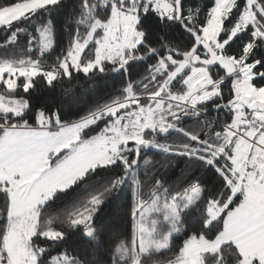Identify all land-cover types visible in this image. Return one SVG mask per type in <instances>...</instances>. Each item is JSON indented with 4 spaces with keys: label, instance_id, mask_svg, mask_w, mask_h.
I'll use <instances>...</instances> for the list:
<instances>
[{
    "label": "snow or ice",
    "instance_id": "6c2138e0",
    "mask_svg": "<svg viewBox=\"0 0 264 264\" xmlns=\"http://www.w3.org/2000/svg\"><path fill=\"white\" fill-rule=\"evenodd\" d=\"M60 2H0V26L11 29L0 46L27 34L28 52L38 53L36 59L0 62V86L6 89L0 93V194L6 199L0 264H85L67 248L52 255L66 233L51 219L41 227V209L90 171L117 164L121 174L65 221L97 242L94 215L130 178L132 244H117L111 264H144V257L170 251L172 236L186 227L182 213L197 204L203 205L202 230L188 235L167 264H229L225 251L234 264H264V0H210L203 9L186 7L184 0H79V14L66 20L76 26L68 47L45 68L41 58L55 44L52 20L46 18L35 34L19 22ZM142 17H154L160 30L143 25ZM171 25L183 30V45L165 35ZM234 40L241 43L230 50ZM137 61H147L145 75L132 81L129 66ZM107 72L126 78L120 94L75 120L64 119L60 107L39 106L30 123L25 115L34 106L14 95L20 78L23 92L30 93L37 77L54 87L73 73L90 78ZM209 105L211 112L230 114L220 130L219 115L202 121L201 132L179 128L184 118L206 116ZM170 130L186 139L161 143L157 136ZM149 148L214 168L220 189L210 194L189 178L172 191L157 180L150 202L138 199L136 167ZM160 225L167 226L163 234Z\"/></svg>",
    "mask_w": 264,
    "mask_h": 264
},
{
    "label": "trees",
    "instance_id": "16d2710c",
    "mask_svg": "<svg viewBox=\"0 0 264 264\" xmlns=\"http://www.w3.org/2000/svg\"><path fill=\"white\" fill-rule=\"evenodd\" d=\"M0 2L11 3L18 2V0H0ZM184 3L186 7L198 4L203 9L205 5L210 4V0H184ZM240 3L242 5L243 0H240ZM78 5L79 0H61L59 5L52 6L46 10H39L34 17L19 22L20 27H25L28 32L35 34V28L43 24L46 18L52 20L55 44L54 48L46 52L41 58V62L45 68L51 67L62 50L66 51L76 30V26L70 21L66 22V20L79 14ZM226 23H230V21ZM142 24L152 26L156 31L160 30L154 17H142ZM16 26L14 25L13 27ZM10 31L11 29L5 30L3 26L0 27V45H4L7 36L11 34ZM80 31L83 32V28ZM163 31L167 38L174 40L178 44H184L186 36L183 34V30L179 29L178 25L165 27ZM158 42V40H154V43ZM240 43V40H234L230 45V50L237 49ZM27 49L28 36L27 34H21L14 44L0 46V62L4 60L19 62L29 58L36 59L38 53L35 51L29 53ZM85 55H87V50ZM146 64L147 61L133 62L129 66L128 79L132 81L140 80L145 75L144 68ZM125 79L122 73L107 72L90 78L85 77L82 73H73L71 80L64 78L61 81L55 82L54 87H47L43 79L37 77L34 80L33 90L30 93H24L22 89L23 78H20L18 83L21 87L14 95L29 99L34 106L33 111L25 115V119H28L30 123L34 122L35 107L39 106H46L49 109L60 107L64 119L75 120L85 115L89 109H93L96 105H103L116 98L125 86ZM136 91L141 93L142 86H138ZM5 92L6 89L0 86V93ZM208 107L209 113L206 116H201L199 121L184 118L178 122L179 128L201 132L202 121L219 115L220 123L217 125V130H220L225 120L230 119V114L226 117L223 112L217 114L211 112L210 105ZM93 127L96 131H99L98 127ZM88 134H92V132L89 131ZM157 139L161 143L175 144L186 139V137L179 131L170 130L164 135H158ZM143 159H147L149 163L144 164ZM120 174L121 170L118 164L110 168H97L95 171H90L68 190L56 192L42 206L41 227H45L48 220L51 219L53 227L66 233L65 238L56 244V248L54 247L52 255H56L57 250L67 248L84 259L85 264H111V256L117 244L124 241L131 247L133 239L131 216L133 193L130 178H126L118 189L105 197L94 215L93 223L97 228L96 234L99 236L97 242L85 239L80 228L69 229L65 227L68 212L83 205L90 194L103 190L106 182L110 181L114 175L119 176ZM189 178L192 181L198 179L210 194H215L220 189L219 179L214 168L199 166L194 163L190 164L184 157L168 156L154 148L146 149L141 154V166L138 165L136 167V180L139 181L137 185V198L150 202L152 193L156 189L157 180L161 181L164 187H169L172 191H175L186 186ZM202 208V204H197L185 210L182 213V221L186 227L180 233L172 236L171 250L154 254L151 257H144V264H167L169 259H173L183 240L188 235H191L193 231L202 230V223L199 220ZM5 218L6 199L3 194H0V227L3 226ZM165 231H167V226L160 225V234H163ZM209 234H211L210 231ZM224 254L228 258L229 264H234L232 255L228 251H225ZM208 264H212V261L209 260Z\"/></svg>",
    "mask_w": 264,
    "mask_h": 264
},
{
    "label": "rangeland",
    "instance_id": "374dc122",
    "mask_svg": "<svg viewBox=\"0 0 264 264\" xmlns=\"http://www.w3.org/2000/svg\"><path fill=\"white\" fill-rule=\"evenodd\" d=\"M1 27V26H0Z\"/></svg>",
    "mask_w": 264,
    "mask_h": 264
}]
</instances>
